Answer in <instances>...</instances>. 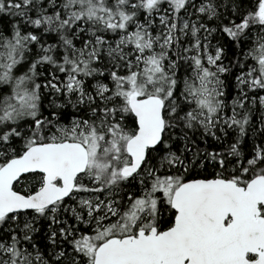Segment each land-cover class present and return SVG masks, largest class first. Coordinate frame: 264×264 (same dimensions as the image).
<instances>
[{"label":"snow or ice","instance_id":"6c2138e0","mask_svg":"<svg viewBox=\"0 0 264 264\" xmlns=\"http://www.w3.org/2000/svg\"><path fill=\"white\" fill-rule=\"evenodd\" d=\"M0 264H264V0H0Z\"/></svg>","mask_w":264,"mask_h":264}]
</instances>
